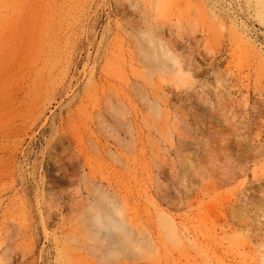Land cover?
Wrapping results in <instances>:
<instances>
[{
	"label": "rangeland",
	"instance_id": "374dc122",
	"mask_svg": "<svg viewBox=\"0 0 264 264\" xmlns=\"http://www.w3.org/2000/svg\"><path fill=\"white\" fill-rule=\"evenodd\" d=\"M0 264H264V0H0Z\"/></svg>",
	"mask_w": 264,
	"mask_h": 264
},
{
	"label": "bare ground",
	"instance_id": "6f19581e",
	"mask_svg": "<svg viewBox=\"0 0 264 264\" xmlns=\"http://www.w3.org/2000/svg\"><path fill=\"white\" fill-rule=\"evenodd\" d=\"M90 223L95 226L97 230L96 235H98L99 232L104 231V239L111 240L115 243H120L121 245H123V242H126L125 240L127 237L124 234L123 225L118 223L115 224L113 219L108 217L106 213L102 214L100 212H96L93 214V218Z\"/></svg>",
	"mask_w": 264,
	"mask_h": 264
}]
</instances>
